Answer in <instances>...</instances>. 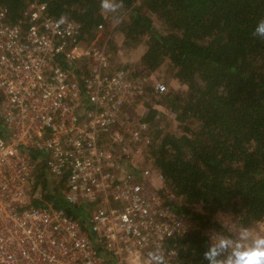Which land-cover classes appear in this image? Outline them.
<instances>
[{"label":"built area","instance_id":"1","mask_svg":"<svg viewBox=\"0 0 264 264\" xmlns=\"http://www.w3.org/2000/svg\"><path fill=\"white\" fill-rule=\"evenodd\" d=\"M102 27L88 36L41 0L12 18L0 2V264H149L156 251L177 262L168 240L189 221L145 161L140 107L147 85L166 83L113 66ZM40 170L83 218L33 203Z\"/></svg>","mask_w":264,"mask_h":264},{"label":"trees","instance_id":"2","mask_svg":"<svg viewBox=\"0 0 264 264\" xmlns=\"http://www.w3.org/2000/svg\"><path fill=\"white\" fill-rule=\"evenodd\" d=\"M29 1L0 0L12 18ZM41 1L52 15L78 21L88 36L98 23L104 24L100 0ZM122 4L125 15L117 25L122 43L144 45L133 74L148 75L165 66L168 77L177 82L168 87L162 78L163 92L147 85L140 98L141 117L150 131L145 156L162 174L161 192L189 221L168 244L177 249L175 264H207L203 253L208 233L232 235L215 216L217 211L235 216L242 228L264 219V41L252 36L257 21L264 18V0ZM107 51L113 66L131 67L114 61ZM168 111L182 131L162 126L160 118ZM36 183L40 194L34 204L51 202L76 217L86 214L82 206L67 203L60 183L50 182L41 170Z\"/></svg>","mask_w":264,"mask_h":264},{"label":"clouds","instance_id":"3","mask_svg":"<svg viewBox=\"0 0 264 264\" xmlns=\"http://www.w3.org/2000/svg\"><path fill=\"white\" fill-rule=\"evenodd\" d=\"M122 6V0H100V8L105 13L116 14ZM113 19L120 22L117 15ZM252 36L264 41V18L257 21ZM208 236V247L203 253L207 264H264V236H253L250 229L241 228L235 240L215 231H210ZM149 264H166L164 255L159 251L150 253Z\"/></svg>","mask_w":264,"mask_h":264},{"label":"rangeland","instance_id":"4","mask_svg":"<svg viewBox=\"0 0 264 264\" xmlns=\"http://www.w3.org/2000/svg\"><path fill=\"white\" fill-rule=\"evenodd\" d=\"M103 12V11H102ZM105 21L103 24L102 29V35H107V48L109 52L113 55L114 61L127 63L131 67H127L131 70H134L137 66L140 55L142 51L144 50V45L139 44L133 47L126 46L124 43H122V34L119 32L117 25L118 23L114 22L113 16L117 15L119 18H123L125 15V11H118L116 14L112 13H105L103 12ZM155 19V18H154ZM155 25L159 29H163L164 26L162 24H159V22L155 19L154 20ZM101 35V36H102ZM153 76H158L161 78H164L167 81L168 87H176L177 82H174V80L167 75V70L165 66L160 67L156 71H154ZM147 99V98H145ZM145 101V100H144ZM152 101V100H151ZM143 106H140L141 109L144 108V102L142 104ZM166 118H160V123L164 128H167L168 130L173 131H182V126L173 119V117L169 114L165 116ZM146 153H144L145 161L147 164L150 163V160L148 159V156L146 158ZM215 216L220 220L221 223H223L231 232L232 235L228 238H231L233 240L238 239L239 236V230L242 228L237 223V218L233 216L230 213L224 212V211H217ZM251 230L253 236L256 235H262L264 236V219L254 222L251 226L246 227Z\"/></svg>","mask_w":264,"mask_h":264}]
</instances>
